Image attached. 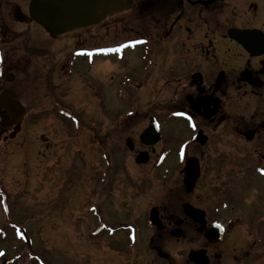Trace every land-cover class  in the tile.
<instances>
[{"label": "rangeland", "instance_id": "rangeland-1", "mask_svg": "<svg viewBox=\"0 0 264 264\" xmlns=\"http://www.w3.org/2000/svg\"><path fill=\"white\" fill-rule=\"evenodd\" d=\"M140 16L129 13L123 19L107 21L97 33L81 30L60 38L51 37L48 41L54 52L68 56V89H63V93L57 89H32L35 103L27 107L18 139L26 146L20 150L17 162L18 166L26 167L23 169L27 174L25 181L30 185L27 194L18 201L15 220L32 231L34 247L31 253L34 256L29 259L20 242V248L25 250L20 251L19 264H40L39 261L48 264H94L98 261L101 264L113 258L122 259L118 250L126 241L123 234L132 235L136 240L133 242L137 251L133 264H162L164 260L156 256L157 248L169 255V262L186 264L188 251L195 247L193 242L199 244L201 239L194 231V224L183 216L182 204L190 201L208 210L211 220L216 219L213 208L218 205L208 198L205 187L187 193L182 185L183 168L179 166L185 161L186 153L195 151L191 150L195 132L193 122L178 118L174 112L175 85L165 76L170 54L165 51L158 56L145 54L146 62L153 60L147 67L145 87L124 89L126 75L132 72L137 77L140 74L139 70H130L133 61L126 60L132 55L139 66L143 65L140 51L132 53L123 49L128 39L140 35L136 32L141 28ZM159 16L151 14L149 23ZM4 17L9 25H16L8 14ZM263 18L258 16L260 24ZM15 28L24 29L28 44L33 39L44 42L47 38L35 25ZM147 30L150 31L148 35L156 37L154 29ZM95 45L105 51L101 50L100 56L99 89L92 86L96 63L87 59ZM145 47L151 45L148 43ZM115 49L120 51L121 57L116 55L119 52ZM109 50L115 54L104 56ZM24 96L28 98L27 92ZM62 117L66 122L61 123ZM152 119L161 133L154 153L139 141ZM127 138L134 142L130 151L126 147ZM11 146H0V173H3L0 178L7 181L13 172L10 159L6 157ZM144 150L149 162L136 164L137 154ZM181 155H184L183 160ZM214 161L218 165L219 158ZM22 181L20 175L19 182ZM100 188L105 195L101 196L104 198L95 217L86 211V205L94 204L91 194L99 192ZM248 190V193L252 191ZM252 199L256 201L255 197ZM256 203L261 207L259 200ZM152 207L159 210L166 225L160 231L147 222ZM127 214L131 217V227L116 225L129 220ZM166 217L171 220H165ZM175 219L186 220L190 227L178 225ZM103 221L112 226L105 234ZM48 231L50 237L46 235ZM177 231H184L183 236H171ZM108 233L110 235L106 236ZM1 238L0 235V256L10 258L13 253L5 250L9 242ZM261 261L264 262V258ZM213 263H217L216 260Z\"/></svg>", "mask_w": 264, "mask_h": 264}, {"label": "flooded vegetation", "instance_id": "flooded-vegetation-1", "mask_svg": "<svg viewBox=\"0 0 264 264\" xmlns=\"http://www.w3.org/2000/svg\"><path fill=\"white\" fill-rule=\"evenodd\" d=\"M32 1L0 0V101L4 105H0V146L12 145L6 157L13 171L9 181L0 178V235L9 242L5 250L13 253L10 258L0 256V264L9 260L7 264H19L20 251L25 249L29 259L34 256L31 253L34 247L32 231L15 220L18 201L27 194L30 185L25 181L27 174L23 169L26 167L18 166L17 162L20 150L26 146L18 139L27 107L35 103L32 89H57L61 93L68 89V56L53 51L48 42L52 35L32 17ZM129 13L141 14V28L136 31L140 35L128 39L124 49L132 53L140 51L143 65L139 66L132 55L126 60L133 61L129 69L139 70L140 74L137 77L132 72L126 75L124 89L145 87L147 67L153 64L152 59L146 62L145 54L158 56L161 51L170 54L165 76L175 85L174 111L178 117L193 122L195 134L201 132V140L204 139L203 143L193 141L191 150L195 151L186 153V158L197 159L199 166L192 191L205 187L208 198L218 206L213 208L216 219L211 220L208 210L186 202L193 210L202 212V224L183 213L182 204L183 216L194 224V231L201 239L199 244L193 242L195 247L188 251L186 264H195L188 259L190 252L203 253L207 264H264L261 261L264 258V20L261 24L258 21V16H264V0H123L118 14L86 31L97 33L107 21L123 19ZM153 13L160 16L149 23ZM4 14L16 25H9ZM30 25H35L47 37L44 42L33 39L28 44L24 29L15 28ZM147 28L155 30V38L148 35ZM231 30L260 32L247 40L256 54L252 55L231 38ZM148 43L151 47L143 48ZM88 58L89 62L96 63L92 86L99 89L101 70L97 45L93 46ZM7 94L13 105L5 100ZM63 121L66 122L61 119V123ZM216 158H219L218 165L214 161ZM20 175L24 179L22 182H19ZM248 189L252 191L248 193ZM91 195L94 204H87L86 211L97 217L104 198L101 196L105 194L100 188ZM252 197L261 202V207H257ZM157 211L163 227L166 226ZM128 218L116 225L131 227L130 215ZM186 220L175 219V222L190 227ZM110 227L103 221L104 234ZM46 235L50 237V232ZM123 235L126 241L118 250L123 260L113 258L101 264H133L137 253L133 242L136 240L132 235ZM20 242L25 249L20 248ZM168 260L169 255L162 264H179ZM214 260L217 263H213ZM94 264L100 263L94 261Z\"/></svg>", "mask_w": 264, "mask_h": 264}, {"label": "water", "instance_id": "water-1", "mask_svg": "<svg viewBox=\"0 0 264 264\" xmlns=\"http://www.w3.org/2000/svg\"><path fill=\"white\" fill-rule=\"evenodd\" d=\"M122 0H33L31 3V14L34 20L40 23L43 28L50 32L53 37H61L76 31L86 30L95 27L105 20L108 16L115 15L119 12ZM250 31L240 32L231 30L229 36L237 40L248 52L256 54L252 46L247 43L253 35L258 36ZM4 97V95H3ZM5 100H10V94L5 96ZM0 105L4 106L0 101ZM10 105H13L11 101ZM22 110V108H21ZM20 116V114H19ZM200 136L197 135V140ZM160 140V133L157 124L153 121L148 128L140 136V141L145 146H153ZM204 140L201 142L203 143ZM126 147L129 150L133 149L131 139L126 140ZM149 158L146 153H139L135 162L137 164H146ZM198 163L194 158H189L186 162L183 186L187 193L191 192L195 186L198 177ZM183 211L187 216L194 217L195 221L203 224V214L198 210H193L189 204L183 205ZM148 222L155 226L157 230H162L163 225L158 217V212L155 208L150 211ZM171 236H181V231L172 232ZM158 257L167 259L168 256L163 254L161 250L156 249ZM190 261L195 264H207V260L203 257V253L190 252ZM6 264V263H4Z\"/></svg>", "mask_w": 264, "mask_h": 264}]
</instances>
